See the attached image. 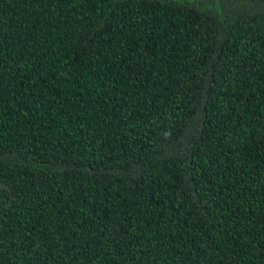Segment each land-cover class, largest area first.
Segmentation results:
<instances>
[{"label": "trees", "instance_id": "1", "mask_svg": "<svg viewBox=\"0 0 264 264\" xmlns=\"http://www.w3.org/2000/svg\"><path fill=\"white\" fill-rule=\"evenodd\" d=\"M0 264H264V0H0Z\"/></svg>", "mask_w": 264, "mask_h": 264}]
</instances>
